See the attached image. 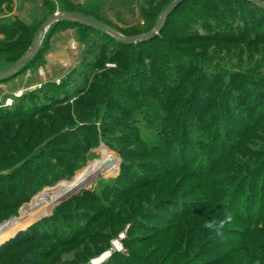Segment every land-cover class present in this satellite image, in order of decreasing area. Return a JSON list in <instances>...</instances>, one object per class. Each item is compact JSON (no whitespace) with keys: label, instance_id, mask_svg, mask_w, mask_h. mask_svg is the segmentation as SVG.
I'll return each mask as SVG.
<instances>
[{"label":"rangeland","instance_id":"374dc122","mask_svg":"<svg viewBox=\"0 0 264 264\" xmlns=\"http://www.w3.org/2000/svg\"><path fill=\"white\" fill-rule=\"evenodd\" d=\"M100 1L104 6L96 0H0V39H9L5 31L31 23L34 9L41 12L43 3L47 11L54 10L52 14L62 11L63 6L94 10L119 28L143 31L154 28L174 0ZM220 7L222 13L214 18L220 23V33L214 34L224 36V44L207 46L204 54L208 59L200 60L202 64L189 84L197 90V97L190 99L187 93H180L184 98L175 101L171 120H166L165 113L172 109L163 102L165 98L148 90L152 83L142 72L149 67L146 61L141 62L142 68L133 69L129 82L104 80L99 92L81 96L83 104L78 103L79 96H67L56 112L17 118L0 113V200L6 209L3 215H9L0 221H8L0 232L15 224L0 239L1 243L9 237L8 250L0 255L3 264H37L31 260L39 262L43 255H47L46 260L38 264H94L107 252H102L106 246L124 254L122 258L127 256L123 240L141 236L153 239L149 256L175 257L169 264H220L235 253L233 246L221 248L216 242L220 241V231L230 227L232 233L223 238L237 240L235 233L243 226L239 215H246L241 207L246 203L253 207L250 218L259 206L264 209V190L259 196L253 190L250 194V181L244 182L241 174L245 168L254 169L258 160L259 177L264 180V14L259 6L235 0L220 2ZM61 25L48 41L45 34L37 60L0 81L1 110L13 107L23 94L46 90L43 88L50 82L63 81V88L74 83L84 86L96 77L111 75L109 69L116 67L113 62L105 60L102 67L96 63L99 57L113 53L110 34L101 36L91 28ZM203 30L202 34L209 33L206 26ZM237 37L244 42L232 43ZM31 45L20 46L25 47L21 56L18 52L13 57L0 53V72L25 55ZM216 73H223L220 98L222 89L227 90L225 98L230 91L235 93L230 101L236 114L220 110L219 98L209 102V107L206 102L203 106L206 100L197 101ZM156 81L154 86L168 93L163 76ZM9 99H13L11 106L6 103ZM228 115L233 117L224 121ZM181 131L185 138L179 142ZM174 134L177 137L172 141ZM97 170L101 172L92 184L79 187L69 198L59 201L61 196L55 195L50 204L31 207L46 193L53 194L59 188L67 192ZM163 175L166 179L161 183ZM145 181V185L135 187ZM158 200L168 202L148 207ZM223 205L227 206L224 212ZM205 207L209 209L186 219L176 217ZM259 214L264 218V211ZM228 215L231 220L222 230L210 228L209 239L201 246H192L198 221L219 224ZM86 228L90 230L80 237ZM31 255L32 259L22 262Z\"/></svg>","mask_w":264,"mask_h":264},{"label":"trees","instance_id":"16d2710c","mask_svg":"<svg viewBox=\"0 0 264 264\" xmlns=\"http://www.w3.org/2000/svg\"><path fill=\"white\" fill-rule=\"evenodd\" d=\"M96 1L100 4V6H104V4H102V1L100 0H96ZM223 1L228 2V0H184L168 15L167 21L160 30V32L151 39L137 42L138 43L137 47H135L134 45L137 43L121 42L115 37L109 35V39H111L115 45L113 49V53L105 57H99L96 63L98 67H102V65L100 64H103L105 60H109L110 62H113L116 67L109 69L112 70L111 75L105 76L104 79H99L98 77H96L93 83L84 86H81V84L79 83H74L71 87L65 86V88H63L64 87L63 81H61L58 84L54 82H50L46 84V86H44L43 89L46 90H43L40 93H37L38 91L33 90L28 94H23L20 96V98L15 100V104L13 105V107L3 108L2 110L0 109V113L1 114L3 113V115H6L11 118H17L20 115L24 117H28V116L34 117L35 115H38L40 113L42 114L48 112H56L57 109L63 105V103L66 101V99L69 96L71 97L79 96L78 103L80 102L83 104L85 103V101H83L85 99L81 96H84V94L89 91H91V93L99 92L102 87V82L104 80L110 79L111 83H113L116 79L117 80L124 79L126 80V82H129L128 76L131 75L133 69L142 68L140 67L141 62L146 61L148 62L149 67H147V69L143 68L145 70H142V72L146 73L144 76H148L146 78L150 79L152 83V86H149L148 90H152L155 93L160 94L162 96L161 98H165L166 101L163 102L168 104L172 109L170 113L169 112L165 113L166 120H171L174 116L173 105L175 101L179 100L181 102L184 98L183 96L180 95V93H187V96H189L190 99H195L197 97L196 96L197 90L194 89L195 87L190 88L189 84H191L192 81H194V72L199 68L200 64H202L199 63L200 60L205 61L208 59L204 54V52L206 53L207 51V46L210 43L224 44L221 43V40H224V36H220V34H214V32L220 33L219 32L220 23L214 18L219 17V15L222 13L221 12L222 7H220V2ZM235 1H239L242 3L247 2L252 4V6L254 5L256 7L259 6L263 9L262 12L264 14V7L258 4H255L249 0H235ZM64 8L66 11L81 13L101 23H104L111 27H115L116 29H119L123 34L127 36L142 34L153 29L152 28L153 26H150L147 30H143V31H132L130 29H129L130 31H128L123 28H119L113 22L95 13L94 10L82 11L77 8L75 9L70 8L69 6H65V7L63 6L62 9L64 10ZM40 9L39 11L41 12L39 13L37 9H34V12L32 13L31 23L23 24L21 25V27H15L10 31H5L9 39H0V53L8 54L9 57L11 56L13 57L16 52L20 53V56L23 54L24 48L28 46V43H32L35 37L37 36V32L40 24L54 11V10H51L50 12L47 11L48 10L47 4L44 3L40 7ZM52 9L54 8L52 7ZM65 23L76 25L81 29L91 28L95 32L99 33L101 36L102 34L107 35V33L98 30L90 25L78 21L63 20V21H58L53 25H51L50 27L51 31H49V33H46L47 34L46 37H48L47 41L49 40L51 35L59 29L60 26H64L61 24H65ZM204 26L207 27L209 33L202 34L204 33V30L201 31V28L203 29ZM241 42H244L242 37H237L232 41V43H241ZM20 46H25V47H20ZM40 52L41 49L32 60H37V58H39ZM28 64H26L25 66H27ZM185 64H189V65L185 66ZM13 76L9 78H12ZM161 76H163V80H166L165 88L168 90V93L166 94L163 92V90L159 89V87L154 86V84H157L156 79L160 78ZM222 78H223V73H216L212 75L209 81H207V85H208L207 92L205 93V95H201L199 98H197V101L206 100L202 102L203 106L205 105L206 102L207 107H209L210 106L208 105L209 102H214L215 100H217V98H219L217 102H220V106H221L220 110L222 111L226 110L227 112L230 110V112L233 113L234 111L232 110L234 104L232 103V101H230V98L231 96H233L234 92L230 91L229 95L225 98L224 93L227 92V90L222 89L223 92L221 98L219 96L220 95L219 82L220 80H222ZM59 88L62 89L61 92L59 91ZM25 96L29 97V99L25 98ZM90 96L91 95H89L88 97L90 98ZM174 96H176V98ZM237 97L238 96H235V98ZM77 99L78 98H76L75 100L77 101ZM171 99L173 101H170ZM90 100H93L92 96ZM100 100H103L102 97ZM53 101H56L57 103L55 104L53 103ZM104 102H106V100ZM92 104L95 105L94 103ZM233 114H236V112H234ZM232 117L233 116L228 115L223 120L228 121ZM176 137L177 136L174 134L173 137L171 138L172 141H174ZM184 138H185L184 133L181 131L180 134L178 135V141L182 142V139ZM172 141L170 142V144L172 143ZM251 161L252 159L249 160V162ZM254 163L256 164V167L254 169L251 170L250 167H248L249 169L245 168L241 174L245 176V177L243 176L244 182H247L248 180L250 181L249 182L250 194L253 190L256 193H258L259 196L264 190L263 187L264 180L262 177H259L261 169L258 167V160H255ZM165 179L166 177L165 175H163V179L160 180L162 181L161 183H163ZM262 180L263 183L261 185H258L259 184L258 182ZM147 182L148 181L140 183V185H137L135 187L143 186ZM2 196H3V192L0 191V198ZM9 198L10 195H7L6 199ZM166 201L167 200H158L157 202L151 204L148 207L149 208L159 207L160 204L165 203ZM241 206L242 204L239 205L238 207ZM222 207L224 209L223 210L224 212L227 209V206L223 205ZM241 208L243 211L246 212V215H242V214L239 215L238 220L242 222L241 225L243 226H241L242 227L241 229L238 228V230L235 233L236 234L235 236H239L238 239L232 241L231 239L223 238L224 235L232 233L231 231H229L231 230L229 229L230 227H228V228H223V231H220V241H216L217 243L220 242L221 248H228L229 246L231 247L233 246L232 248H235L232 249L235 251V253L231 254L225 261L221 260L222 262L220 261V264H225L226 262H230L229 264H242L243 262L244 264H264V218H262V216L259 214L260 212L264 211V209L259 206V208L256 211L257 214L253 215V217L250 218L249 213L253 211L252 210L253 207L246 203V205ZM208 209L209 207H205L202 209L196 208L193 209L192 211H187V212L184 211L180 214H177L176 217L183 216L186 219L189 215L203 213ZM5 212L6 209H4V205L3 206L1 205V200H0V221L4 220L9 216L8 213L6 215H3ZM177 219H174L175 221L171 223L175 225ZM198 223H199V227L194 229L195 232L193 233L192 246L193 245L201 246L203 245L204 242H206L207 239H209V237L207 238V235L211 230L209 227H207L209 223L207 224L205 222V225H202L199 221ZM211 223L217 224L215 220H213ZM89 230L90 228H86L85 230L83 229L81 231L80 237L83 236L85 233H87ZM205 230H207L206 235H205ZM31 239L29 238L28 240ZM6 240L2 241L0 243V246L2 243L6 242ZM152 240L153 239L151 237H144V236L135 237V238L126 237V239L123 240V243L126 244L125 247L128 249V254H125L127 256L122 258L121 256H123L124 254L114 251L111 254V258L107 259L105 262L101 264H169L175 260L174 259L175 257L166 260L162 255L149 256L151 250L149 244L152 242ZM8 244L9 243L7 241L5 244H3L0 247V255H2L4 251L6 252L8 250L7 249ZM66 244L68 243H63L62 245H66ZM172 244L174 245L173 241ZM174 246L167 247L165 249V253H167L168 250H172ZM108 250L110 251V247L106 246L105 249L102 250V252ZM238 253L241 255L240 258L237 257ZM32 256L34 255H31L30 257H25L22 262H27L28 258L30 259L33 258ZM43 256L41 261L36 262L34 261L35 259H32L31 262L37 264L42 263L47 258V255H45L44 257ZM2 260H3L2 256H0V264H3Z\"/></svg>","mask_w":264,"mask_h":264},{"label":"water","instance_id":"95a60500","mask_svg":"<svg viewBox=\"0 0 264 264\" xmlns=\"http://www.w3.org/2000/svg\"><path fill=\"white\" fill-rule=\"evenodd\" d=\"M183 1L184 0H174L171 4H169L166 7V9L162 12V14L159 18L158 24L153 29H151L150 31H148L146 33H142V34H138V35H132V36L123 35L120 32H118L115 28H113L109 25H106L104 23H101V22H99V21H97V20H95L89 16L84 15V14L72 12V11H66V10L58 11V12L48 16L41 23V25L39 27L38 35L35 38L34 42L32 43L29 51L25 55H23L18 61H16L12 66H10L6 70H3L0 72V81L7 79V78L15 75L16 73L20 72L23 69V67L26 64H28L38 54V52L41 49L42 41H43L45 34L47 33L48 29L50 28L51 25H53L54 23H56L58 21H63V20H65V21H78V22L90 25V26H92L98 30H101L105 33H108L121 42L137 43V42H141V41L151 39L156 34H158L160 32V30L162 29V27L164 26V24L166 23L168 15ZM249 1L264 7V1L263 0H249ZM104 164L106 165V162ZM99 172H101V170H97V171L92 172L85 180L78 183L77 187L72 188L70 190H67V192L59 198V201L65 200V199L69 198L70 196L74 195L77 192L79 187H87V186L91 185L92 182L94 181L96 175ZM7 222L8 221H5V222L0 224V230L3 226H5V224H7ZM113 252H114V249H111L110 254Z\"/></svg>","mask_w":264,"mask_h":264},{"label":"bare ground","instance_id":"6f19581e","mask_svg":"<svg viewBox=\"0 0 264 264\" xmlns=\"http://www.w3.org/2000/svg\"><path fill=\"white\" fill-rule=\"evenodd\" d=\"M23 92V91H22ZM18 96V95H17ZM87 178V177H86ZM85 178V179H86ZM78 185V184H77ZM77 185L75 186V187H77ZM74 187V188H75ZM49 191V190H48ZM55 192L53 193V194H48V193H46L44 196H43V198H41V199H37L36 201H35V203H33L32 205H31V207H33L34 206V204H40V203H42V204H44V205H48V204H50L51 203V201H53L52 200V196H55V195H58V197H60V196H62V195H64L65 193H66V190H64L63 188H59V189H55L54 190ZM42 211V210H41ZM25 213H27V212H25ZM30 220L32 219L31 217L29 218ZM26 221L28 220V219H25ZM32 224V222H30L28 225H26V226H24V227H22L20 230H24V229H26L27 227H29L30 225ZM10 225V227L11 228H5L4 230H2L1 232H0V239H2V238H4V237H6L5 235L9 232V231H11L13 228H15V224L14 223H12V224H9ZM19 230V231H20ZM14 236V235H13ZM13 236H11V237H13ZM10 237V238H11ZM9 239V238H8ZM7 239V240H8ZM6 240V241H7ZM120 244V243H119ZM118 246H116V248H117ZM117 249H119V248H117ZM109 254H110V251H107L106 253H104V255H102L100 258H98V259H96L95 260V262H94V264H101L105 259H106V257H108L109 256Z\"/></svg>","mask_w":264,"mask_h":264},{"label":"clouds","instance_id":"9594fccd","mask_svg":"<svg viewBox=\"0 0 264 264\" xmlns=\"http://www.w3.org/2000/svg\"><path fill=\"white\" fill-rule=\"evenodd\" d=\"M228 220H231V216L230 215L226 216L224 220H221L219 222V224L209 223L207 225V227H209V228H215L217 231H219V229L222 228L224 226L225 222L228 221Z\"/></svg>","mask_w":264,"mask_h":264},{"label":"built area","instance_id":"2783aa9c","mask_svg":"<svg viewBox=\"0 0 264 264\" xmlns=\"http://www.w3.org/2000/svg\"><path fill=\"white\" fill-rule=\"evenodd\" d=\"M6 103L7 105L11 106L13 104V99H9Z\"/></svg>","mask_w":264,"mask_h":264},{"label":"flooded vegetation","instance_id":"af4514ba","mask_svg":"<svg viewBox=\"0 0 264 264\" xmlns=\"http://www.w3.org/2000/svg\"><path fill=\"white\" fill-rule=\"evenodd\" d=\"M40 25H41V24H40ZM39 27H40V26H39ZM50 27H51V26H50ZM38 31H39V29H38ZM37 35H38V32H37ZM36 37H37V36H36ZM36 37H35V38H36ZM34 40H35V39H34ZM33 42H34V41H33ZM33 42H32V43H33Z\"/></svg>","mask_w":264,"mask_h":264},{"label":"crops","instance_id":"0c3cea01","mask_svg":"<svg viewBox=\"0 0 264 264\" xmlns=\"http://www.w3.org/2000/svg\"><path fill=\"white\" fill-rule=\"evenodd\" d=\"M116 167H114V169H115Z\"/></svg>","mask_w":264,"mask_h":264}]
</instances>
